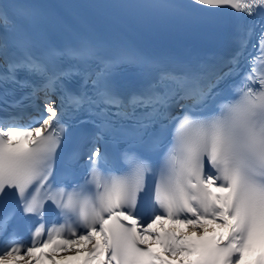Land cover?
<instances>
[{"label":"snow or ice","instance_id":"1","mask_svg":"<svg viewBox=\"0 0 264 264\" xmlns=\"http://www.w3.org/2000/svg\"><path fill=\"white\" fill-rule=\"evenodd\" d=\"M146 7L231 9L260 18L258 32L254 23L241 31V50L255 37L257 52L232 96L219 86L233 69L214 77L203 69L160 70L124 96L112 81L115 69L140 65V58H100L92 47L40 51L0 6V27L8 33L0 38V87L31 89L15 102L19 110L0 117V205L16 200L0 215V264H60L81 256L83 264H264V0ZM20 15L32 13L21 6ZM240 55L232 58L234 68ZM65 57L77 64L57 67ZM93 58L94 72L79 68ZM21 74L39 77L42 86ZM74 77L80 91L69 87ZM41 94L37 114L23 123V101ZM66 113H83L79 122L96 129L79 178L57 168ZM106 138L126 145L119 157L101 149ZM80 159L79 151L71 156L73 164ZM49 202L63 223L40 222L27 241L9 230L20 211L44 221Z\"/></svg>","mask_w":264,"mask_h":264},{"label":"bare ground","instance_id":"2","mask_svg":"<svg viewBox=\"0 0 264 264\" xmlns=\"http://www.w3.org/2000/svg\"><path fill=\"white\" fill-rule=\"evenodd\" d=\"M1 3H2V0H0V6H1ZM71 260H74V258L66 260V261H62V262H60V264H69ZM48 262H51V261L46 260V261L42 262V264H47Z\"/></svg>","mask_w":264,"mask_h":264}]
</instances>
